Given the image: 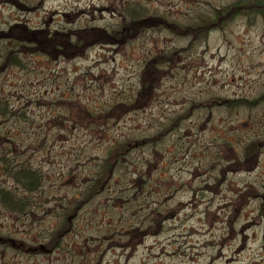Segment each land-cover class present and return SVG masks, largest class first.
Segmentation results:
<instances>
[{
    "label": "rangeland",
    "instance_id": "rangeland-1",
    "mask_svg": "<svg viewBox=\"0 0 264 264\" xmlns=\"http://www.w3.org/2000/svg\"><path fill=\"white\" fill-rule=\"evenodd\" d=\"M0 98L43 177L0 264H264V0H0Z\"/></svg>",
    "mask_w": 264,
    "mask_h": 264
},
{
    "label": "trees",
    "instance_id": "trees-1",
    "mask_svg": "<svg viewBox=\"0 0 264 264\" xmlns=\"http://www.w3.org/2000/svg\"><path fill=\"white\" fill-rule=\"evenodd\" d=\"M245 4H252L254 5L253 8L257 9L260 8V2H250V3H245ZM224 11H228L227 8L223 9ZM254 11V10H252ZM133 12V13H132ZM129 13V19L125 20L130 22V25H127L125 28H127L130 31H134L135 26H141L145 23V26H151V20L149 18L147 19H143L140 18V16L144 17V15L142 14L141 10H134ZM164 21H166V25L167 28L171 31H173V33H182L184 36H192V37H196L200 35V28L203 27H211V24L213 22L214 19L212 18H202V16L196 20L193 21L190 24L187 25H180L174 22H169L167 19L162 18ZM126 31V32H127ZM128 33V32H127ZM132 33V32H131ZM36 32L33 31H27L24 34H22V37L24 38H31V39H38V36L36 35ZM41 34V33H40ZM41 37H43V35H41ZM118 36H116L115 34L109 37H106L105 39L108 41H115L116 38ZM13 57V56H12ZM11 58V57H10ZM12 62L14 64H19V61L16 57H14L12 59ZM3 98H0V100H2ZM244 103H247L244 100H239L237 102L232 103L233 105H242ZM137 104L133 103L131 105V108H136ZM11 114V116H15L13 115V113L9 110V108L4 105L0 104V117H4L3 119H5V117L7 115ZM21 118L24 120L25 116L24 114L21 116ZM88 119H95V117H91L89 115L80 117V120L85 121ZM0 136H2L4 138V140H12L11 137L6 136L4 133L1 134ZM14 138H17V135L14 136ZM47 139V138H46ZM1 141V138H0ZM40 140H37L36 142H39ZM35 142V145L38 144ZM1 146V144H0ZM3 149V150H1ZM9 154H12V157L9 156ZM25 150L22 152L21 151H6V147L0 148V168L2 169V171L12 180H14L16 182V184H18L21 188H23L25 190V192L23 194H18L15 191H11L9 189L0 187V205L2 206V208L6 211L9 212L15 216L18 217H25V216H29L30 214V210H31V205L29 203V200L31 199V197H33V194H35L36 192L39 191V189L42 187V182H43V177L41 172H39L38 169L34 168L32 165V162H30L29 158H27L25 160ZM114 155V154H113ZM112 155V156H113ZM22 159H24V162L22 161ZM97 190V188H94L92 190V193H94ZM68 222V219H67ZM67 225L62 226L61 228H59L56 232L52 233L51 237H55V236H60L62 237V235L68 230L67 229ZM60 237H58V240H56L55 238L52 239L50 246L51 247H56L59 245L60 241Z\"/></svg>",
    "mask_w": 264,
    "mask_h": 264
},
{
    "label": "bare ground",
    "instance_id": "bare-ground-1",
    "mask_svg": "<svg viewBox=\"0 0 264 264\" xmlns=\"http://www.w3.org/2000/svg\"><path fill=\"white\" fill-rule=\"evenodd\" d=\"M153 249V248H152Z\"/></svg>",
    "mask_w": 264,
    "mask_h": 264
}]
</instances>
